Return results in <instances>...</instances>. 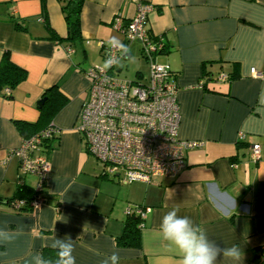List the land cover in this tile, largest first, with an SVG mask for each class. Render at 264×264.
I'll return each mask as SVG.
<instances>
[{"label": "crops", "instance_id": "0c3cea01", "mask_svg": "<svg viewBox=\"0 0 264 264\" xmlns=\"http://www.w3.org/2000/svg\"><path fill=\"white\" fill-rule=\"evenodd\" d=\"M141 1L154 8L145 28L165 44L157 61L174 73L178 138L202 146L185 153L186 166L174 178L121 185L103 174L76 126L88 86L85 70L104 62L98 41H123L111 22L116 15L130 19L134 4L83 0L81 39L72 43L59 0H0V60L8 52L26 72L11 98L0 94V231L11 235L9 242L0 241V264H34L43 249H53L54 237L73 240L76 264H111L114 251L119 264H180L159 235L163 215L176 207L219 247L239 245L241 264L259 262L264 250V0ZM131 54L130 47L124 61ZM252 68L261 77H254ZM220 74L228 79L217 80ZM56 85L66 100L52 121L58 134L47 154L49 198L36 211L18 214L6 200L22 176L15 159L4 162L38 121L36 103ZM253 144L260 145L255 163L248 157ZM23 183L32 187L35 178L24 177ZM136 206L144 212L139 246H117L127 208ZM217 264L228 262L218 257Z\"/></svg>", "mask_w": 264, "mask_h": 264}, {"label": "built area", "instance_id": "2783aa9c", "mask_svg": "<svg viewBox=\"0 0 264 264\" xmlns=\"http://www.w3.org/2000/svg\"><path fill=\"white\" fill-rule=\"evenodd\" d=\"M130 1L135 6L134 15L128 20L116 15L111 27L121 34V43L129 49L133 44L139 45L140 54L149 65V73L147 76L139 73L135 80L119 78L121 67L116 63L120 65L128 53L98 41L103 61L111 58L115 63L107 70L103 66L85 70L88 86L77 116L76 129L86 144L87 152L102 164L105 176L116 179L121 185L135 182L148 185L157 177H176L186 166L185 153L199 148L202 143L179 140L180 113L174 74L168 64L157 61L163 41L153 38L145 28L154 8L141 0ZM67 52L72 54L73 49L68 48ZM250 72L254 77H261L254 68ZM218 80L226 81L227 76L220 74ZM2 93L8 97L11 89L5 87ZM57 134V127L51 123L36 135L22 139L17 148L10 150L4 162L17 161L22 176L18 184L23 183L24 177L35 178L33 198L28 202L32 211L49 198L46 190L49 162L43 143ZM244 137L240 133L238 138L243 140ZM248 157L250 162L259 160V144L251 146ZM26 203L25 200H12L8 204L12 210L18 211ZM134 211L141 224L144 219L142 208ZM263 262L264 253H260L259 262L251 264Z\"/></svg>", "mask_w": 264, "mask_h": 264}, {"label": "trees", "instance_id": "16d2710c", "mask_svg": "<svg viewBox=\"0 0 264 264\" xmlns=\"http://www.w3.org/2000/svg\"><path fill=\"white\" fill-rule=\"evenodd\" d=\"M59 1L62 3V12L64 13V19L67 26V40L72 43L79 42L81 39L79 13L83 0H59ZM67 48H71V45L68 46ZM164 48H165V44L163 45V49L160 52H158V54H160L164 50ZM139 53H140V48H139ZM137 75L140 74L137 73L136 76ZM226 76L228 79V75ZM25 77H26L25 70L14 65L8 57V52H4L0 60V94L6 99L11 98V95L8 97L5 96L2 93V90L5 88V86L9 87L12 90L18 83L23 81ZM57 89L58 87L56 85L45 91L42 97L45 98V102L39 108L40 109L39 119L35 124H30V132L27 134H22V139H27L31 136H34L51 125L54 115L63 107L66 100L59 92H57ZM16 125L18 129L22 131L23 124L17 122ZM56 138L57 135H55L54 138L52 139H47L44 141L43 147L46 149L47 154L53 149V142L56 140ZM33 194L34 192L32 187H29L24 183L18 184L14 196L6 200V203L7 204L10 203L12 200H25L27 203L25 204L24 208L15 212L18 214L30 213L33 211L31 207L28 205V202L31 201V199L33 198ZM139 208L141 207L136 206V207L127 208V213H126V218L124 221L122 233L115 238V243L117 246L120 247L139 246L141 224H140L139 216L136 215L134 211ZM260 253H264V250H262ZM41 256L47 260L55 262L57 258L56 250L51 248H45L41 251Z\"/></svg>", "mask_w": 264, "mask_h": 264}, {"label": "clouds", "instance_id": "9594fccd", "mask_svg": "<svg viewBox=\"0 0 264 264\" xmlns=\"http://www.w3.org/2000/svg\"><path fill=\"white\" fill-rule=\"evenodd\" d=\"M108 44L112 48L118 47L123 52L130 53V49L115 37H112ZM113 63L115 62L111 58L106 60L104 70L110 68ZM116 64L119 66V63ZM178 212L179 208L176 207L163 215L159 235L167 243L168 248L181 258L180 264H217L218 257H222L228 264H241L243 254L239 245L219 247L209 239L204 229L188 216L178 215ZM10 239L11 235L7 231H0V241L9 242ZM50 247L56 250L57 258L54 264H76L73 240L54 237ZM33 259L34 264H53L39 254ZM108 259L111 260V264H119L120 257L114 251Z\"/></svg>", "mask_w": 264, "mask_h": 264}, {"label": "rangeland", "instance_id": "374dc122", "mask_svg": "<svg viewBox=\"0 0 264 264\" xmlns=\"http://www.w3.org/2000/svg\"><path fill=\"white\" fill-rule=\"evenodd\" d=\"M131 52L132 54L130 58H128L127 61L120 63L119 66L122 67V70L119 72L118 77L126 80H135L137 72H140L144 76H147L149 73V65L146 60L143 59V57L140 55L139 48L136 44L131 45Z\"/></svg>", "mask_w": 264, "mask_h": 264}, {"label": "water", "instance_id": "95a60500", "mask_svg": "<svg viewBox=\"0 0 264 264\" xmlns=\"http://www.w3.org/2000/svg\"><path fill=\"white\" fill-rule=\"evenodd\" d=\"M44 102H45V98L40 99V100L36 103L37 107L40 108V107L44 104Z\"/></svg>", "mask_w": 264, "mask_h": 264}]
</instances>
